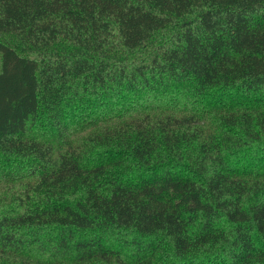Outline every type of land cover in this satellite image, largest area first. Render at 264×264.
<instances>
[{
  "label": "trees",
  "instance_id": "16d2710c",
  "mask_svg": "<svg viewBox=\"0 0 264 264\" xmlns=\"http://www.w3.org/2000/svg\"><path fill=\"white\" fill-rule=\"evenodd\" d=\"M0 264H264V0H0Z\"/></svg>",
  "mask_w": 264,
  "mask_h": 264
}]
</instances>
